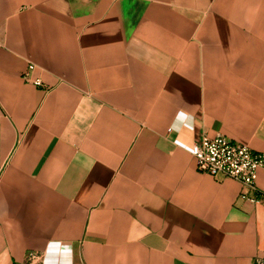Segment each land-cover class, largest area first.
<instances>
[{
	"label": "crops",
	"instance_id": "obj_1",
	"mask_svg": "<svg viewBox=\"0 0 264 264\" xmlns=\"http://www.w3.org/2000/svg\"><path fill=\"white\" fill-rule=\"evenodd\" d=\"M0 43V264L264 258V203L190 153H264V0H0Z\"/></svg>",
	"mask_w": 264,
	"mask_h": 264
},
{
	"label": "built area",
	"instance_id": "obj_2",
	"mask_svg": "<svg viewBox=\"0 0 264 264\" xmlns=\"http://www.w3.org/2000/svg\"><path fill=\"white\" fill-rule=\"evenodd\" d=\"M3 45L0 43V49ZM29 65L24 80L40 86L39 79L31 80ZM195 159L196 170L202 174L222 179H232L242 185L239 199L257 205L264 203V193L257 186V176L264 169V153H257L247 145L236 142L222 133L214 137L202 136L190 150ZM43 253L30 252L23 264H42ZM252 264H264V258L256 257Z\"/></svg>",
	"mask_w": 264,
	"mask_h": 264
}]
</instances>
